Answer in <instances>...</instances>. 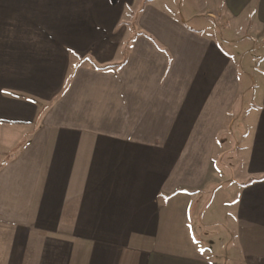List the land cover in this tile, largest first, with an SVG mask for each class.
Returning a JSON list of instances; mask_svg holds the SVG:
<instances>
[{"label":"crops","instance_id":"1","mask_svg":"<svg viewBox=\"0 0 264 264\" xmlns=\"http://www.w3.org/2000/svg\"><path fill=\"white\" fill-rule=\"evenodd\" d=\"M163 1L0 0V264H264V0Z\"/></svg>","mask_w":264,"mask_h":264},{"label":"rangeland","instance_id":"2","mask_svg":"<svg viewBox=\"0 0 264 264\" xmlns=\"http://www.w3.org/2000/svg\"><path fill=\"white\" fill-rule=\"evenodd\" d=\"M167 1L168 0H165V1H163V3L169 4ZM173 1H174L173 3H176V6H177V8L179 10L180 9L183 10L182 12L184 14L185 11L183 9L184 8L183 0H173ZM190 2H192L193 6H191V11L189 13L197 15V19H195L196 22H203V20H207L208 19V17H207L208 12H205L204 8H202V7L203 6H207L209 3L208 2H204V1L199 2L198 0H196V1L195 0H191ZM173 3H171V4H173ZM213 12L214 13H218V11H213ZM228 20H229L228 16L227 17H225V16L220 17L216 21L213 20V22L216 25V29H217L216 30L217 33L215 34V36L217 38H221V40H222V38L223 39L231 38L233 40H238V42H237V46H238L237 52H238V54H241V53L245 52V49H246L245 45H250V48L248 47L249 49L253 48L256 45L255 42L257 41L258 37H260L259 35L261 33H262V35H264V31H260V32L257 33L256 30H254V32L250 34L252 36L250 37V35H249L248 38L245 40V41H249L250 44L248 42H245V41H244L245 43H240V42H243L241 40L240 32L243 31V32L247 33V29H248L247 26H246L245 20H243L242 23L239 26H238V23H237L236 26L234 25V28L232 27V31L231 32H229L228 28L225 26V23H228L227 22ZM258 29L261 30V28H258ZM245 35L246 34L244 33L243 37H245ZM263 38H261V42L257 44L258 45V52H254L252 54L249 53L250 56H252V57L255 56V59L253 61V66H254L255 70H256V66L260 62L261 57L264 54V40H263ZM223 45L226 47L225 44H223ZM233 46L235 47L236 45H233ZM256 56H258L260 58L258 59ZM246 63L250 64V60L246 59ZM243 66H245L244 63H243ZM255 78H258V82L261 83V78L259 80V74L256 71H255ZM247 99H249V97H247ZM228 144H229V140H228ZM234 145L235 144H233L231 146L229 145V147L227 148V152L228 153L226 154V158H228L227 162H224V161L222 162L223 166H222V172L221 173H222L223 178L226 181V183L223 186H221L220 193L225 195V196H227V200H228V202L226 203L227 207L230 206V202L234 200L233 199V195L234 194H231L230 191L228 190V187H227L228 183L231 182V179H232V177H234V175L237 176V175H239L241 173V171H243L242 166L240 164H238L237 162L235 163V161L233 159V158H235V154H234L235 152L233 150V148L235 149ZM229 159H231L232 161H229ZM226 206H225L224 210H222L220 212V218L223 219V221H222L223 223H227L228 224V221H229V214L228 213H229V211H226Z\"/></svg>","mask_w":264,"mask_h":264},{"label":"trees","instance_id":"3","mask_svg":"<svg viewBox=\"0 0 264 264\" xmlns=\"http://www.w3.org/2000/svg\"><path fill=\"white\" fill-rule=\"evenodd\" d=\"M126 45H128V43Z\"/></svg>","mask_w":264,"mask_h":264}]
</instances>
